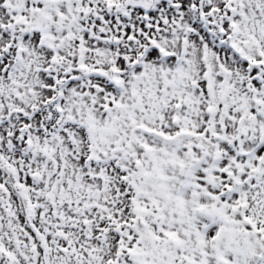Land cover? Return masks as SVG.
Instances as JSON below:
<instances>
[{"label":"snow or ice","instance_id":"1","mask_svg":"<svg viewBox=\"0 0 264 264\" xmlns=\"http://www.w3.org/2000/svg\"><path fill=\"white\" fill-rule=\"evenodd\" d=\"M0 264H264V0H0Z\"/></svg>","mask_w":264,"mask_h":264}]
</instances>
